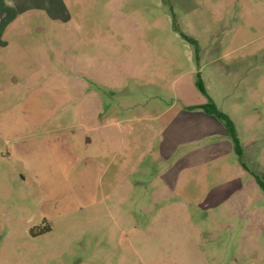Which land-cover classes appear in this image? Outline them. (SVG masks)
I'll list each match as a JSON object with an SVG mask.
<instances>
[{
  "label": "rangeland",
  "instance_id": "obj_1",
  "mask_svg": "<svg viewBox=\"0 0 264 264\" xmlns=\"http://www.w3.org/2000/svg\"><path fill=\"white\" fill-rule=\"evenodd\" d=\"M0 134V264H264V0H0Z\"/></svg>",
  "mask_w": 264,
  "mask_h": 264
},
{
  "label": "crops",
  "instance_id": "obj_2",
  "mask_svg": "<svg viewBox=\"0 0 264 264\" xmlns=\"http://www.w3.org/2000/svg\"><path fill=\"white\" fill-rule=\"evenodd\" d=\"M8 3V4H7ZM7 3L4 5L6 6H13V2H10L11 4L9 5V2L7 1ZM14 82L16 81V79L13 80ZM205 115V114H204ZM207 117V116H206ZM219 130H214V131H210L208 133V136H226L227 133L224 129L221 128V126H219ZM24 134H20V136H24ZM18 136V135H16ZM0 142L2 141V143L0 144V147L3 149V154L0 157V176H2L3 174H5V176L7 174L11 175L12 174V170L9 164V161L5 159V157H9L11 154V150L10 148H8V140H10V138H14V137H3V135L0 134ZM3 138H5L3 140ZM31 147V148H30ZM7 152V153H6ZM19 153L20 156L19 157ZM37 157V159H36ZM15 158L16 161L18 162V164H20V166L22 167L20 169V167L18 168V172H24L21 175V180H26L27 176L29 175L31 177V179L39 181V176H40V162H39V148L38 146H22L21 148H16L15 150ZM20 160V161H19ZM22 160V161H21ZM24 163V166H23ZM17 167V166H16ZM29 171V173L27 172ZM1 179H4L3 177H0Z\"/></svg>",
  "mask_w": 264,
  "mask_h": 264
},
{
  "label": "trees",
  "instance_id": "obj_3",
  "mask_svg": "<svg viewBox=\"0 0 264 264\" xmlns=\"http://www.w3.org/2000/svg\"><path fill=\"white\" fill-rule=\"evenodd\" d=\"M180 34L185 40H187L192 45L193 56H194L195 60L197 62H199V59H200V45H199L198 41L195 38H193V37H191L189 35H186L183 32H180ZM197 86L199 87V89L203 93L206 92L205 89H204L203 83H202V81L199 78L197 80ZM208 98H209V102H207L205 104H202L200 106H191L189 108L190 109L202 108L206 113L214 115L224 125V127H225L226 131L228 132V135H229V137L231 139L234 151L237 153L241 164L244 167L247 168L246 164L243 161V150H242V147H241V145L239 143V140H238V137H237V132H236V129H235L234 122L232 121V119L229 117L228 114L224 113L219 108H217V106L211 101L210 97H208ZM255 178H256L257 182L259 183L261 189L264 192V180H263V178H260L256 174H255ZM47 230H48V227L45 228L44 230H42L41 232L47 231Z\"/></svg>",
  "mask_w": 264,
  "mask_h": 264
},
{
  "label": "built area",
  "instance_id": "obj_4",
  "mask_svg": "<svg viewBox=\"0 0 264 264\" xmlns=\"http://www.w3.org/2000/svg\"><path fill=\"white\" fill-rule=\"evenodd\" d=\"M7 153V152H6Z\"/></svg>",
  "mask_w": 264,
  "mask_h": 264
}]
</instances>
